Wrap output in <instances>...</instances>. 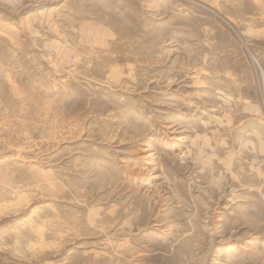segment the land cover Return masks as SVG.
Wrapping results in <instances>:
<instances>
[{
	"label": "rangeland",
	"instance_id": "rangeland-1",
	"mask_svg": "<svg viewBox=\"0 0 264 264\" xmlns=\"http://www.w3.org/2000/svg\"><path fill=\"white\" fill-rule=\"evenodd\" d=\"M0 264H264V0H0Z\"/></svg>",
	"mask_w": 264,
	"mask_h": 264
}]
</instances>
